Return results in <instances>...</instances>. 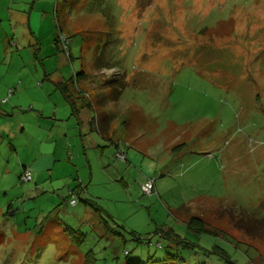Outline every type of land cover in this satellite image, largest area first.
<instances>
[{"label": "rangeland", "instance_id": "1", "mask_svg": "<svg viewBox=\"0 0 264 264\" xmlns=\"http://www.w3.org/2000/svg\"><path fill=\"white\" fill-rule=\"evenodd\" d=\"M88 252L264 264V0H0V264Z\"/></svg>", "mask_w": 264, "mask_h": 264}, {"label": "trees", "instance_id": "2", "mask_svg": "<svg viewBox=\"0 0 264 264\" xmlns=\"http://www.w3.org/2000/svg\"><path fill=\"white\" fill-rule=\"evenodd\" d=\"M59 39V38H58ZM56 39V41L58 42L59 40ZM81 73H77L76 76L77 78L79 77L78 75L82 74ZM56 88L59 89V91L61 92V94L63 95V97L65 98L66 101L69 102V104L71 105V109H72V114L75 115L76 117H78V114H80V109L81 107H78V105L76 104V101L71 97V94L68 91V85L65 81H61V82H56ZM85 105L91 109L90 104H88V102L85 103ZM92 105V104H91ZM85 107V106H83ZM103 136V133H102ZM106 137V136H103ZM26 168V167H25ZM23 172V170H22ZM187 225L189 228L199 231V232H210L213 233L214 235H219L218 231H213L211 230L206 222L201 218V217H197V216H191L189 218V220L187 221ZM72 233V238L75 240V237L73 236V231H70ZM165 235H169V237H172L174 239V241L176 242H185L184 240L181 239L180 235L177 233H174V231L172 229L168 230L167 232H162ZM187 244H189L188 242H185ZM216 248H218L220 250V256L224 257L228 262H233L231 259V256L223 249L219 248L218 246H216ZM91 252H88L85 256L84 262L83 264H93V256L92 254H90Z\"/></svg>", "mask_w": 264, "mask_h": 264}, {"label": "crops", "instance_id": "3", "mask_svg": "<svg viewBox=\"0 0 264 264\" xmlns=\"http://www.w3.org/2000/svg\"><path fill=\"white\" fill-rule=\"evenodd\" d=\"M13 17H15V16H13ZM19 19H21L22 22H21ZM15 21H16L17 23H19V24L24 22L22 18H18V17H17V18L15 17ZM30 23H31V15L28 16L27 26H28L29 30H30L33 34H35L36 31H35V30L32 31V29H31V27H30ZM19 26H20V25H19ZM17 27H18V25H17ZM28 28H27V29H28ZM25 29H26V26H25ZM24 34H25V31H24ZM36 36H38V35H36ZM24 37H25V36H24ZM83 106H85L87 109H90V108H88V107L85 105L84 102L81 103L80 105H78V107H83ZM80 110H81V109H80ZM53 116L56 117V116H58V114H54ZM79 117L82 118V115H81V114H78V117H77V118H79ZM82 119H83V118H82ZM67 124H68V122L66 123V126H67ZM25 128H26V127L23 125L22 127L19 128V130L24 131ZM75 133H76V131H74V135H75ZM68 134H70V133H69L68 130H66V132H64V135H68ZM104 134H105V136H107L108 138H110V136H109L110 131L108 130L107 127L105 128V133H104ZM74 137H75L76 139L78 138L77 135H75ZM75 138H74V139H75ZM76 142H77V141H76ZM76 142H75V143H76ZM57 144H58V143L56 142V143H55V148L53 149V156H54L55 161L58 160V157H57V156H59L58 153H57ZM76 146H77V143H76ZM83 146H84V143H83ZM25 166H26V165H24L23 167L25 168ZM24 168H23V169H24ZM23 169H22V170H23ZM83 169L86 170L85 166L83 167V165H82V167L80 168V173H81V171H82ZM22 170L20 171V173L22 172ZM20 173H19V175H21ZM81 174H82V173H81ZM91 176H92V175H91ZM80 177H81V175H80ZM80 177H79V179H80V184H83V183H84V180L81 179ZM32 178H33V176H32ZM82 178H83V177H82ZM35 179H36L35 182H37V180L39 179V176L37 175V176L35 177ZM75 179H76V177H75ZM69 196H70V195H69ZM64 198H65V197H64ZM82 199H83V198H82ZM83 201H85V206H86V207L91 206V207L94 209V205H93V200H92V199H90V198H85ZM68 204H69V205H72V206H76V205H77V201H76L75 204H71V201L69 200V201H68ZM95 209H96L97 212L99 213L100 209H97V208H95ZM104 221H107V220H104V218L102 217V214L99 213V222H100V223H104ZM105 223H106V222H105ZM105 223H104V224H105ZM106 224H108V223H106Z\"/></svg>", "mask_w": 264, "mask_h": 264}, {"label": "built area", "instance_id": "4", "mask_svg": "<svg viewBox=\"0 0 264 264\" xmlns=\"http://www.w3.org/2000/svg\"><path fill=\"white\" fill-rule=\"evenodd\" d=\"M60 39H62V41L65 44V47L67 48V37L65 35H61ZM117 156L120 157L121 159H125L126 156L125 154H123L122 152H118ZM21 180L23 181H31L32 180V172L29 168H24L23 172L21 173ZM142 190L144 193L146 194H154L155 193V185H154V179H147L144 184L142 185ZM71 204H75L76 203V199H71Z\"/></svg>", "mask_w": 264, "mask_h": 264}]
</instances>
